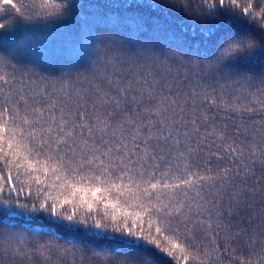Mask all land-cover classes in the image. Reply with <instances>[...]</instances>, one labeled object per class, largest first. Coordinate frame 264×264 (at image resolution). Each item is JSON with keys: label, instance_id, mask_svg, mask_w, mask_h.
Returning a JSON list of instances; mask_svg holds the SVG:
<instances>
[{"label": "snow or ice", "instance_id": "obj_1", "mask_svg": "<svg viewBox=\"0 0 264 264\" xmlns=\"http://www.w3.org/2000/svg\"><path fill=\"white\" fill-rule=\"evenodd\" d=\"M132 2L79 25L68 72L0 44V264H264V0ZM3 3L0 40L82 7Z\"/></svg>", "mask_w": 264, "mask_h": 264}, {"label": "trees", "instance_id": "obj_2", "mask_svg": "<svg viewBox=\"0 0 264 264\" xmlns=\"http://www.w3.org/2000/svg\"><path fill=\"white\" fill-rule=\"evenodd\" d=\"M78 2L82 7L77 8L71 19L65 18L69 20L66 23L37 20L24 22L21 29L3 37L0 44L11 49L18 40H22L26 46L24 54L26 64H30L41 73L58 75L61 72L71 71V68L65 63L66 61L74 60L78 56L83 58L81 48L73 43L81 23L89 22L96 26L105 24L107 18L122 17L127 19L135 17L141 12H148L147 5L141 7L134 2L128 3L130 0H78ZM13 3L21 11L26 12L30 9L32 0H13ZM0 8H8L13 13L15 12V9H12L11 5H5L3 0H0ZM152 14L158 17L157 22L162 29L159 32H154V35H158L168 43L182 44L188 48H192L193 44L198 43V47L195 49L197 55L211 54L210 45L202 35H189L186 21L172 17L167 12L153 11Z\"/></svg>", "mask_w": 264, "mask_h": 264}]
</instances>
